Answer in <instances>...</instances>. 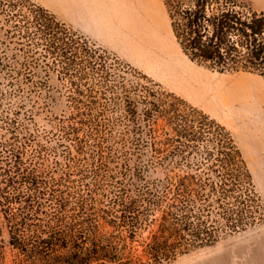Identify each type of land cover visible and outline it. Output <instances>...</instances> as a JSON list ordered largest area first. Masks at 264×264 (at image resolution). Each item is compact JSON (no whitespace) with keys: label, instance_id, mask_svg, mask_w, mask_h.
Wrapping results in <instances>:
<instances>
[{"label":"trees","instance_id":"16d2710c","mask_svg":"<svg viewBox=\"0 0 264 264\" xmlns=\"http://www.w3.org/2000/svg\"><path fill=\"white\" fill-rule=\"evenodd\" d=\"M30 1L0 0V264L4 231L13 264H164L264 221L224 126ZM160 1L191 61L264 75L263 12ZM39 73L67 89L63 166L30 125Z\"/></svg>","mask_w":264,"mask_h":264},{"label":"rangeland","instance_id":"374dc122","mask_svg":"<svg viewBox=\"0 0 264 264\" xmlns=\"http://www.w3.org/2000/svg\"><path fill=\"white\" fill-rule=\"evenodd\" d=\"M245 1L254 8L251 1ZM117 2V12L121 18L123 2L121 0V5ZM27 4L24 2L25 8ZM125 4L130 36L128 40H131L129 45L106 47L85 37L77 38L80 36L78 32L73 34V38L80 43L86 42L88 47L99 49V53L107 55L110 62L117 59L128 64L159 84L162 90L183 98L224 126L239 147L264 205V154H261L264 153V75L246 71L220 72L191 61L174 40L168 15L166 20L164 17L162 2L126 0ZM177 63L202 77L211 78L215 86L209 90L216 101L200 100L174 83L168 70ZM128 77L131 76L128 74ZM37 80L43 84L33 96L34 115L30 125L37 132L39 142L57 147L53 149L48 163L56 159L63 166L67 162L64 155L66 146L74 150L72 142L63 139L60 132L62 119H66L71 112L67 89L55 73L47 77L39 73ZM30 105L31 102L28 107ZM58 140L64 141L63 146L56 145ZM149 175L160 176L161 171L159 168L150 170ZM3 234L6 242L4 263L13 264L14 252L7 244V232ZM164 264H264V221Z\"/></svg>","mask_w":264,"mask_h":264},{"label":"crops","instance_id":"0c3cea01","mask_svg":"<svg viewBox=\"0 0 264 264\" xmlns=\"http://www.w3.org/2000/svg\"><path fill=\"white\" fill-rule=\"evenodd\" d=\"M31 1L56 15L59 20L88 40L112 48H121L130 44L131 40H128L130 36L126 15V0H122L121 18H119L117 12V0ZM249 1L252 2L255 10L264 13V0ZM120 3L121 0H118L117 4L121 5ZM164 15L166 20V10Z\"/></svg>","mask_w":264,"mask_h":264},{"label":"bare ground","instance_id":"6f19581e","mask_svg":"<svg viewBox=\"0 0 264 264\" xmlns=\"http://www.w3.org/2000/svg\"><path fill=\"white\" fill-rule=\"evenodd\" d=\"M168 73L169 76L173 78L174 83L196 95L200 100L216 101V97H214L209 90V88L211 89L215 86L210 80L211 78L202 77L188 68L185 69L182 64L178 63L170 66Z\"/></svg>","mask_w":264,"mask_h":264}]
</instances>
